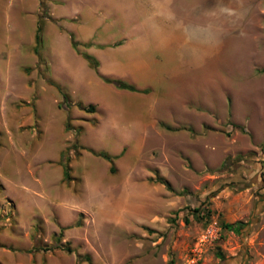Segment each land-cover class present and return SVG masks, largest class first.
<instances>
[{
  "label": "rangeland",
  "instance_id": "1",
  "mask_svg": "<svg viewBox=\"0 0 264 264\" xmlns=\"http://www.w3.org/2000/svg\"><path fill=\"white\" fill-rule=\"evenodd\" d=\"M263 141L264 0H0V264H264Z\"/></svg>",
  "mask_w": 264,
  "mask_h": 264
},
{
  "label": "trees",
  "instance_id": "2",
  "mask_svg": "<svg viewBox=\"0 0 264 264\" xmlns=\"http://www.w3.org/2000/svg\"><path fill=\"white\" fill-rule=\"evenodd\" d=\"M34 41H35L36 45L40 42V24H39V22L36 23ZM69 41H70L71 47L76 48L77 43L73 39L71 34L69 35ZM81 54L92 68L97 67V60L92 55H90L86 52H82ZM101 79L104 82L111 83L114 87L119 88V89H125V90H129V91L136 90V88L134 87L133 84L126 82V81L119 79V78H111V77L101 76ZM64 98H66V97L64 96ZM76 106L79 109H81L83 111H87V112H91L94 110V107L91 104H88L87 106H82L80 103H76ZM97 154L110 163L109 170L112 171V164H111L112 157L109 156L108 154L104 153V152H98ZM63 176L65 179H68V167L66 164L63 166ZM166 186H168L167 183H166ZM201 204H202V202L197 207H194L193 209H191L190 212L192 213L193 216H195V217H198V216L201 217L202 216L203 212H202ZM204 214L206 216H208L209 215V209H207ZM246 224H247V221H241V220H236L234 222L221 221V223H220L222 228H224L226 230H230V231L234 232L235 234H239L241 232L242 227L246 226ZM62 229H63V227H60L59 232L57 234L53 235V237H52L53 242H54L53 245L40 247V245H38V243L36 241H34L33 245L29 249V251L35 252L38 250H49V249L55 247V248L62 249L66 252H69L70 248L66 244V242H64L63 244L59 243ZM217 254L220 256L219 252H217ZM81 261H86L87 263L90 264V258L88 255H82V256L76 255V259H75L74 264H79V262H81Z\"/></svg>",
  "mask_w": 264,
  "mask_h": 264
},
{
  "label": "crops",
  "instance_id": "3",
  "mask_svg": "<svg viewBox=\"0 0 264 264\" xmlns=\"http://www.w3.org/2000/svg\"><path fill=\"white\" fill-rule=\"evenodd\" d=\"M159 4H160V3H159ZM165 7H166V5H165V2H164V5L160 4L159 9L168 10V9L165 8ZM80 67H81V66H80ZM80 67H79V68H80ZM74 69L76 70V67H75ZM259 134H260V133H259ZM204 138H205V137H203V140H202V141H203V144H202V145H204Z\"/></svg>",
  "mask_w": 264,
  "mask_h": 264
},
{
  "label": "bare ground",
  "instance_id": "4",
  "mask_svg": "<svg viewBox=\"0 0 264 264\" xmlns=\"http://www.w3.org/2000/svg\"><path fill=\"white\" fill-rule=\"evenodd\" d=\"M155 33V32H154ZM164 33V32H163ZM153 36V35H152ZM163 36V35H162ZM158 38V37H157ZM181 39V38H180ZM159 40V39H158ZM190 40V39H189ZM194 42H196V41H194ZM191 43V42H190ZM190 43H188L189 45H190ZM192 44H194V43H192ZM197 44V43H196ZM198 45H200V44H198Z\"/></svg>",
  "mask_w": 264,
  "mask_h": 264
},
{
  "label": "water",
  "instance_id": "5",
  "mask_svg": "<svg viewBox=\"0 0 264 264\" xmlns=\"http://www.w3.org/2000/svg\"><path fill=\"white\" fill-rule=\"evenodd\" d=\"M262 148H263V150H264V141H263V143H262Z\"/></svg>",
  "mask_w": 264,
  "mask_h": 264
}]
</instances>
